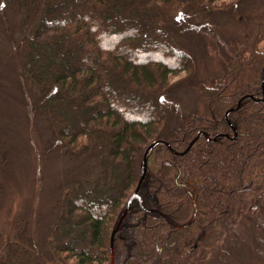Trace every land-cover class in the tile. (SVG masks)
I'll use <instances>...</instances> for the list:
<instances>
[{"label":"trees","instance_id":"trees-1","mask_svg":"<svg viewBox=\"0 0 264 264\" xmlns=\"http://www.w3.org/2000/svg\"><path fill=\"white\" fill-rule=\"evenodd\" d=\"M227 22L243 34L221 40ZM0 38V88L31 100L28 125L43 120L44 153L65 170L47 212L30 200L13 210L0 127V264H110L155 140L169 147L149 158L115 264H264V0H0ZM200 40L223 63L207 83ZM188 89L198 105L181 114ZM199 133L219 138L190 146Z\"/></svg>","mask_w":264,"mask_h":264},{"label":"rangeland","instance_id":"rangeland-1","mask_svg":"<svg viewBox=\"0 0 264 264\" xmlns=\"http://www.w3.org/2000/svg\"><path fill=\"white\" fill-rule=\"evenodd\" d=\"M204 26L205 28L201 27L199 30L197 28L198 37L202 39V42H204V39H208V34H210L211 37L214 35V31H212L213 25L209 24L208 26L207 24ZM192 30L191 33L194 32ZM220 31L222 32L220 35L221 40H229L241 36L244 29L233 22H227L225 26L221 23ZM200 44L201 40L200 43H197L196 54L194 55L197 67V78L207 83L221 76L223 63L217 59L218 57L215 56L216 53L214 55V51L210 44V47L208 46V53L203 52L202 48L199 46ZM261 46L264 47V43ZM1 48L4 49L3 41L0 42V58L3 59L4 51ZM184 76V74H180L176 78L178 80ZM1 81V85L6 87H4V90L0 88V107H3L1 110L2 116H0V122L4 123L6 127H0L8 131L9 134H12V136L10 134V142L12 145L11 147H13L12 168H10V170L12 169L11 171H13L14 184H12L13 192H8L7 201L9 202L8 204L12 206L13 210H18L30 200L32 206L37 205L39 207L40 210L38 207L36 210V214L39 215L41 214V210H43V212L47 210V198L53 195L55 197V193H57L55 189L63 184L61 179L62 174L65 172L63 169L64 163L55 162L51 156L45 155V145L42 141L46 139V130L45 127L43 128V120L41 122L37 121L36 113H34V119L30 120L28 125L30 117L26 116H29V113L21 101H24V99L26 101L27 99L26 102L29 103L31 100H29L28 97L24 98L20 92V88H13L10 83H7L8 80L1 79ZM24 85L27 89H23H26L30 96L29 92L32 91L30 84L23 81L22 86L24 87ZM178 96L181 97V106L177 101H174L173 105H175L174 107L177 108L178 112L181 114H189L197 108L198 97L195 90H183ZM14 114L16 115L13 117ZM6 119L7 121H4ZM27 127H30V132ZM34 197L35 199H33ZM52 202L53 201H51V203ZM3 208L4 207H2L0 211H3ZM36 237L39 239L41 234L37 232Z\"/></svg>","mask_w":264,"mask_h":264},{"label":"water","instance_id":"water-1","mask_svg":"<svg viewBox=\"0 0 264 264\" xmlns=\"http://www.w3.org/2000/svg\"><path fill=\"white\" fill-rule=\"evenodd\" d=\"M263 87H264V83H263ZM263 99H264V91H263ZM241 103H242V100L239 102V104L237 105L236 108L228 110V111H227V115H228V114H231V113L235 112L237 109H239L240 106H241ZM201 135L206 136V138H208V139L211 140V141H215V140H217V138H219V137H217V138H214V139H210V138L208 137V135H206L205 133H199V134L197 135V137L194 139V141L191 143L190 146H192V145L194 144V142H196V141L200 138ZM158 145H166L167 147H169V145H168L166 142L161 141V140H155V141H152V142L147 146V148L145 149V152H144V154H143L142 176H141V179H140V181H139V183H138V186H137L136 190L134 191V193L132 194V196L129 198L128 203H127V206H126V209H125L123 215L121 216V218L119 219V221H118V223H117V225H116V227H115V229L113 230L112 235H111V242H110V245H111V248H110V249H111V263H110V264H115V261H114V253H113V240H114V237H115L116 233L118 232V230H119V228H120V225H121L122 221H123V220L126 218V216L128 215L129 210H130V205H131L132 201L137 197L138 192H139V190H140V188H141L142 183H143V182L145 181V179L147 178V175H148V161H149V156H150V154L153 152V150H154Z\"/></svg>","mask_w":264,"mask_h":264}]
</instances>
